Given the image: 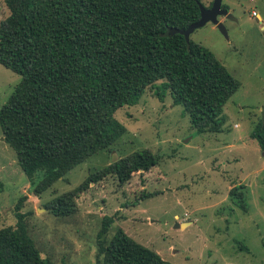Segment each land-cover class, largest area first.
Listing matches in <instances>:
<instances>
[{
	"label": "trees",
	"instance_id": "16d2710c",
	"mask_svg": "<svg viewBox=\"0 0 264 264\" xmlns=\"http://www.w3.org/2000/svg\"><path fill=\"white\" fill-rule=\"evenodd\" d=\"M201 0H5L0 64L20 75L0 106L3 140L39 196L92 154L114 144L125 126L114 113L137 103L147 87L181 104L198 132H219L223 108L240 82L211 50L167 28L188 27ZM227 9V5H222ZM250 137L264 155V107ZM147 148L133 151L45 204L55 215L75 209V197L111 175L118 183L157 165ZM246 211L240 185L230 189ZM25 196L19 199L16 208ZM24 214L0 226V264H54L40 255ZM97 233L95 264H170L118 227Z\"/></svg>",
	"mask_w": 264,
	"mask_h": 264
},
{
	"label": "rangeland",
	"instance_id": "374dc122",
	"mask_svg": "<svg viewBox=\"0 0 264 264\" xmlns=\"http://www.w3.org/2000/svg\"><path fill=\"white\" fill-rule=\"evenodd\" d=\"M201 1L205 7L213 2ZM221 4L236 19L218 17L228 38L209 21L189 40L211 50L240 82L224 105L222 130L198 132L181 104L168 93L159 98L149 86L136 104L115 111L125 132L114 144L37 196L0 127V226H14L17 212L23 213L40 255L54 264H95L97 233L105 218H111L107 240L120 227L170 264H264V155L250 137L264 107V0ZM253 9L260 20L252 16ZM7 14L0 0V21ZM19 80V74L0 64V106ZM143 148L158 156L148 171L133 173L121 185L111 175L90 183L66 215L45 207L91 172ZM234 185L244 192L246 211L230 193Z\"/></svg>",
	"mask_w": 264,
	"mask_h": 264
},
{
	"label": "water",
	"instance_id": "95a60500",
	"mask_svg": "<svg viewBox=\"0 0 264 264\" xmlns=\"http://www.w3.org/2000/svg\"><path fill=\"white\" fill-rule=\"evenodd\" d=\"M200 8V16L199 19L193 23H191L188 27L181 29V28H173L168 27L166 33L167 34H175L179 33L182 34L186 41L189 40V36L193 30L198 27L203 26L207 22H213L216 24L219 31L228 38L227 29L223 22L219 20V16L225 15L229 17L230 13H227L225 9L221 7V0H213L212 4L209 7H205L202 3L199 4ZM187 224V222L183 223H176L175 227H180Z\"/></svg>",
	"mask_w": 264,
	"mask_h": 264
},
{
	"label": "flooded vegetation",
	"instance_id": "af4514ba",
	"mask_svg": "<svg viewBox=\"0 0 264 264\" xmlns=\"http://www.w3.org/2000/svg\"><path fill=\"white\" fill-rule=\"evenodd\" d=\"M209 7V6H208ZM221 7H222V4H221ZM223 8V7H222ZM226 11H227V13H230L229 11L230 10H228V8L227 9H225ZM253 16V15H252ZM256 16V15H255ZM254 16V17H255ZM222 17H225V18H231V19H234V20H236L235 18H234V16L230 13V15H229V17H227V16H225V15H222ZM258 20H260V19H258ZM264 24V23H263ZM262 25V24H261Z\"/></svg>",
	"mask_w": 264,
	"mask_h": 264
},
{
	"label": "crops",
	"instance_id": "0c3cea01",
	"mask_svg": "<svg viewBox=\"0 0 264 264\" xmlns=\"http://www.w3.org/2000/svg\"><path fill=\"white\" fill-rule=\"evenodd\" d=\"M257 19H261V15L257 12V15L255 16ZM260 28H264V24L260 26Z\"/></svg>",
	"mask_w": 264,
	"mask_h": 264
},
{
	"label": "built area",
	"instance_id": "2783aa9c",
	"mask_svg": "<svg viewBox=\"0 0 264 264\" xmlns=\"http://www.w3.org/2000/svg\"><path fill=\"white\" fill-rule=\"evenodd\" d=\"M251 14H252L253 16H255V15H257V12L253 9V10L251 11Z\"/></svg>",
	"mask_w": 264,
	"mask_h": 264
}]
</instances>
